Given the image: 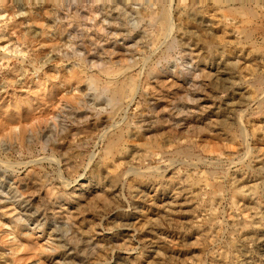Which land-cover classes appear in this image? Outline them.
<instances>
[{"label":"rangeland","instance_id":"374dc122","mask_svg":"<svg viewBox=\"0 0 264 264\" xmlns=\"http://www.w3.org/2000/svg\"><path fill=\"white\" fill-rule=\"evenodd\" d=\"M164 8L167 34L140 18ZM78 64L99 87L126 67L133 98L114 118L60 84L24 147L2 141L0 193L31 221L0 204V264H264V0H0V106Z\"/></svg>","mask_w":264,"mask_h":264},{"label":"bare ground","instance_id":"6f19581e","mask_svg":"<svg viewBox=\"0 0 264 264\" xmlns=\"http://www.w3.org/2000/svg\"><path fill=\"white\" fill-rule=\"evenodd\" d=\"M83 1V0H82ZM157 1V0H156ZM199 3V2H198ZM117 5V4H116ZM180 6V5H179ZM134 7V6H133ZM144 7V6H143ZM147 7V6H146ZM165 7V6H164ZM59 8V7H58ZM150 8V7H149ZM167 8V6H166ZM228 9V8H227ZM231 9L232 11L230 12H227V13H230L232 15H234L233 13V10L235 9H232V8H229ZM243 9V7H242ZM75 10V9H74ZM150 10V9H148ZM167 10V9H166ZM165 8L164 9H161L160 11V15H155V13H153L152 11H145V12H141L140 13V18L142 19H145L147 18L148 21L150 22H153L154 20H159L160 23H159V27L157 29H159V32L162 33H166L169 31V24H168V17H167V12H166ZM237 10V9H236ZM235 10V11H236ZM241 10V9H240ZM251 10V9H250ZM185 11V10H184ZM249 11V10H248ZM247 11V13H248ZM233 12V13H231ZM238 10L235 12L237 13ZM242 12V11H241ZM244 13H246V11L244 10L243 11ZM250 12V11H249ZM239 13V12H238ZM251 13V12H250ZM70 15V14H69ZM238 15V14H237ZM243 15V14H241ZM248 15V14H247ZM252 14H250V17H251ZM73 16V15H72ZM159 16V17H158ZM245 16V14H244ZM249 16V15H248ZM72 18V17H71ZM247 18V16H246ZM75 19V17H74ZM70 20V19H69ZM77 20V19H75ZM172 20V19H171ZM35 24L36 21H34ZM41 22H39L37 25H39ZM153 23H156V22H153ZM69 24V23H68ZM144 24V22H143ZM142 24V25H143ZM41 25V24H40ZM79 25V24H77ZM155 25V24H153ZM158 26V24H157ZM153 27V26H152ZM144 28V27H143ZM147 28V27H146ZM144 30V29H143ZM149 30V29H148ZM171 30V29H170ZM62 31V30H61ZM248 31V30H247ZM150 32V31H149ZM153 32V31H152ZM158 32V31H157ZM117 33V32H116ZM169 34V33H168ZM153 35V33H152ZM249 36V35H248ZM166 36H164L165 38ZM169 37V35H168ZM151 38V37H150ZM219 38V37H218ZM223 39V38H222ZM50 40V39H49ZM48 40V41H49ZM160 40V39H159ZM165 40V39H164ZM173 40V38H172ZM36 41V40H34ZM48 41L46 40H43L42 43L45 47H50L51 44L48 43ZM52 42V41H51ZM160 42V41H159ZM36 43V42H35ZM53 47H54V43L52 44ZM157 45V44H156ZM41 46V45H40ZM127 46V45H126ZM131 46V45H130ZM52 47V46H51ZM156 47V46H155ZM190 48V47H189ZM49 50V49H48ZM118 51V50H117ZM101 52V51H100ZM114 52V51H113ZM118 53V52H117ZM80 54V53H79ZM108 54V53H107ZM263 54V53H262ZM104 55V54H103ZM111 55V54H110ZM102 56V55H101ZM108 56V55H107ZM99 57V56H98ZM125 57V56H124ZM134 57V56H133ZM75 58V57H74ZM121 58V57H120ZM95 59V58H94ZM107 59V58H106ZM119 60V59H118ZM78 61V60H77ZM89 62V61H88ZM100 62V61H99ZM112 62V61H111ZM87 63V62H86ZM95 63V62H94ZM106 63V62H105ZM92 64V63H91ZM107 64V63H106ZM76 65V64H75ZM72 67V69L70 71H61L58 75V79L57 81H55L54 83V86L53 88L50 87L48 89H45L44 86L45 84L47 83L48 79L45 77V76H41L39 77L36 81H32V87L30 89V93H29V97H24L23 99H20V101H18L17 99H13V100H6L5 102H3L0 106V146L2 145V141L4 140H9V141H12L14 140L18 146L20 148L24 147V141H26V135L29 133L30 135H33L35 136V130H36V121L34 123H32L33 121V118H34V115L37 113L35 112V110L37 109L36 108V105H40L38 108L39 111H43L44 109L46 108H43V106H41V104L38 102V101H46L47 104L51 103V99H52V96L53 94L57 91V89L60 87V84H64V85H77V86H82L84 88H89V87H92L94 84L95 85H98L96 86V88H94V91L96 93V95L100 96V95H105L107 97H104L106 100H108V102L110 103L111 107L109 110L110 111V115L112 114H115V113H118V110L120 109V106L122 107V105L126 104V103H129L131 101V99L133 98V92H134V89L136 90L135 88V85H134V81L131 76V78L125 74H123L125 71V68L120 71L121 69H112V67H105L104 69L102 68L101 69V73L104 74L103 77H105L107 79V81L103 82L104 84L102 86L99 87V85L101 83V81H99V77L100 75L98 76H95L91 74L90 72V75H87L84 74V70L82 69V67ZM93 65V64H92ZM94 65H97V64H94ZM83 66V65H82ZM105 66H108V65H105ZM85 66H83L84 68ZM103 67V66H101ZM120 66H117L116 68H118ZM71 68V67H70ZM114 68V67H113ZM129 68V67H128ZM85 69V68H84ZM87 69V67H86ZM134 70V69H132ZM89 71V70H87ZM91 71V70H90ZM95 71V70H94ZM97 71V70H96ZM118 71L120 73L123 74V76L117 78L116 76V73H118ZM12 72V71H11ZM99 72V71H97ZM139 72V70H138ZM119 73V74H120ZM99 74V73H98ZM102 76V75H101ZM135 77V76H134ZM136 78V77H135ZM54 79V78H53ZM105 79V80H106ZM137 79V78H136ZM103 80V79H102ZM146 80V79H145ZM261 81V80H260ZM137 82V81H135ZM136 84V83H135ZM138 85V84H137ZM257 88V87H256ZM138 89V87H137ZM140 89V88H139ZM144 89V88H143ZM85 91V90H84ZM82 91V92H84ZM140 91V90H139ZM94 93V92H93ZM81 94V93H80ZM83 95V93H82ZM137 95V94H136ZM135 95V96H136ZM88 97V96H87ZM85 98V97H84ZM143 100V99H142ZM10 101V102H9ZM136 101V100H135ZM9 102V103H8ZM144 103V102H143ZM150 103V101L148 102V104ZM195 103V102H194ZM67 104L70 106V108L72 109H80L81 108V101L80 99H72L70 98V100H68ZM90 106V105H89ZM92 106V105H91ZM103 106V105H102ZM126 106V105H124ZM147 106V105H145ZM48 107V106H47ZM93 107V106H92ZM96 107V106H95ZM94 107V108H95ZM108 107V108H109ZM43 108V109H42ZM86 108V106H85ZM98 108V107H97ZM100 108V107H99ZM147 108V107H146ZM41 109V110H40ZM58 109V108H57ZM90 109V108H89ZM105 109V108H104ZM125 109V107H124ZM181 109V108H180ZM48 111V109H46ZM51 110V109H50ZM69 110V109H68ZM92 110H94L92 108ZM96 110V109H95ZM123 110V109H122ZM174 110V109H173ZM37 111V110H36ZM124 111V110H123ZM46 112V111H45ZM103 112V111H102ZM101 112V113H102ZM108 112V111H107ZM96 113V112H94ZM105 114V112H103ZM120 113V112H119ZM140 113V112H139ZM46 114V113H45ZM99 114V113H98ZM107 114V115H109ZM136 114V113H135ZM141 114V113H140ZM185 114V112H184ZM48 115V114H47ZM88 115V114H87ZM86 115V116H87ZM43 116V115H42ZM41 116V117H42ZM114 116V115H113ZM116 114H115V117L116 118ZM139 116V114H138ZM179 116V115H178ZM73 117V116H72ZM84 117V116H82ZM79 118V117H78ZM81 118V117H80ZM112 117V119H114ZM73 119V118H72ZM144 119V118H143ZM88 120V118H87ZM104 120V119H103ZM130 120V119H129ZM135 120V119H134ZM138 120V119H137ZM163 120V119H162ZM79 121V120H78ZM132 121V120H131ZM205 121V120H204ZM75 122V121H74ZM80 122V121H79ZM82 122V121H81ZM80 122V123H81ZM134 122V121H132ZM131 122V123H132ZM144 122V121H143ZM142 121L139 123L141 125V123H143ZM146 122V121H145ZM129 123V122H128ZM101 124V123H100ZM136 125V123H134ZM133 124V125H134ZM146 124V123H144ZM154 124V123H153ZM152 124V125H153ZM69 125V124H68ZM93 125V124H92ZM72 126V125H71ZM70 126V127H71ZM102 126V125H101ZM110 126V125H109ZM129 126H132V125H127V127L129 128ZM138 126V125H137ZM150 126V125H149ZM148 126V127H149ZM93 127V126H92ZM115 127V126H114ZM123 127V126H122ZM121 127V128H122ZM136 127V126H135ZM95 128V127H94ZM101 128V127H100ZM103 128V127H102ZM101 128V129H102ZM111 129H113L112 127H110ZM143 128V127H142ZM107 129V128H106ZM144 129V128H143ZM68 130V129H67ZM115 130V129H114ZM117 130V128H116ZM76 131V130H75ZM123 130H121L122 132ZM70 132V131H69ZM77 132V131H76ZM96 132V131H95ZM101 132V131H100ZM111 132V131H110ZM121 132H119V134H115V133H111V135H107L108 137L106 138L107 139V143H106V146H103L105 147V150L103 148V150L106 152V153H113L112 151L115 150V148L117 149V142L120 140L121 143L123 140H121ZM239 132V131H238ZM60 133V132H59ZM72 133V132H71ZM78 133V132H77ZM94 133V132H93ZM234 133V132H233ZM106 134V133H105ZM37 135V134H36ZM49 135V134H48ZM77 135V134H75ZM46 136V135H45ZM44 136V138H45ZM65 136V135H64ZM104 136V135H103ZM29 137V136H28ZM124 137V136H123ZM36 139L37 136H36ZM13 141V142H14ZM7 142V141H6ZM15 143V144H16ZM30 143V142H29ZM38 143V142H37ZM40 143V142H39ZM119 143V142H118ZM13 144V145H15ZM30 145V144H29ZM34 145V143H33ZM119 145V144H118ZM16 146V145H15ZM117 146V147H116ZM188 148V147H187ZM186 148V150H187ZM11 149V148H10ZM17 149V148H16ZM30 149V148H29ZM149 149V148H147ZM185 149V148H184ZM24 150V149H23ZM189 150V149H188ZM63 151V150H62ZM176 152V151H175ZM190 152V151H189ZM62 153V152H61ZM151 153V152H150ZM148 152V154H150ZM179 153V152H178ZM184 154V157L185 155H191L190 153L186 152V153H182ZM115 155V154H114ZM189 158V156H186V158ZM106 158V157H104ZM102 158V159H104ZM108 158V157H107ZM153 158V157H152ZM110 159V158H109ZM147 159V158H146ZM45 160V159H44ZM38 162V161H37ZM105 162V160H104ZM108 167V166H107ZM69 169V168H68ZM107 171V170H106ZM39 173V172H38ZM44 176V175H43ZM139 178V177H138ZM140 179V178H139ZM142 179V178H141ZM34 180V179H33ZM36 181V180H35ZM46 181V180H45ZM84 186V183L81 184V187ZM219 189V188H217ZM32 190V189H31ZM221 191V190H220ZM2 193H0V204L2 207H10L11 210H13V212L15 211V214L10 218V221L13 222V224L15 225H21V226H25L27 227L30 223L31 220H29V218L26 216V214L28 213L27 211L29 210L30 208V205L27 201H24L23 199H20V198H16L15 196L11 195L10 194V197L9 199L7 197H4L2 196ZM27 193V191H26ZM36 193V192H35ZM7 201V202H6ZM39 211V210H38ZM67 217H65L66 219ZM64 219V220H65ZM65 222V221H64ZM65 226V225H64ZM36 227V226H35ZM63 227V226H62ZM236 227V226H235ZM65 228V227H64ZM233 231V230H232ZM58 233L57 229H54L52 231V234H56ZM69 234V233H68ZM69 236H71L69 239H73L75 238V234L74 233H70ZM73 237V238H72ZM78 239V238H77ZM83 241L81 240V243ZM264 242V241H262ZM68 243V242H67ZM261 244V243H260ZM83 245H89V246H92L89 244V242H84ZM95 245V244H94ZM98 245V244H97ZM65 247V246H64ZM20 248V247H19ZM36 248V247H35ZM91 248V247H90ZM24 249V254H27V253H30L32 252V250H34V248L31 246V245H25L23 247ZM48 249V248H47ZM19 250V249H18ZM46 250V249H45ZM83 250V249H82ZM15 251V250H14ZM55 251V250H54ZM57 252V251H55ZM80 254V253H79ZM264 256V255H263ZM57 259V258H56ZM71 260V259H70ZM62 262V261H61ZM70 262V261H69ZM72 262H75V261H72ZM63 263V262H62ZM68 263V261H67Z\"/></svg>","mask_w":264,"mask_h":264}]
</instances>
